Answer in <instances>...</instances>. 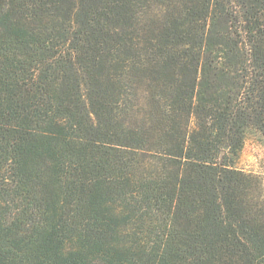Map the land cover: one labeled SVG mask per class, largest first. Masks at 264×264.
I'll return each instance as SVG.
<instances>
[{
  "label": "trees",
  "instance_id": "obj_1",
  "mask_svg": "<svg viewBox=\"0 0 264 264\" xmlns=\"http://www.w3.org/2000/svg\"><path fill=\"white\" fill-rule=\"evenodd\" d=\"M264 0H0V264H264Z\"/></svg>",
  "mask_w": 264,
  "mask_h": 264
},
{
  "label": "rangeland",
  "instance_id": "obj_2",
  "mask_svg": "<svg viewBox=\"0 0 264 264\" xmlns=\"http://www.w3.org/2000/svg\"><path fill=\"white\" fill-rule=\"evenodd\" d=\"M237 166L259 174L264 183V136L260 132H247L243 149L237 158Z\"/></svg>",
  "mask_w": 264,
  "mask_h": 264
}]
</instances>
